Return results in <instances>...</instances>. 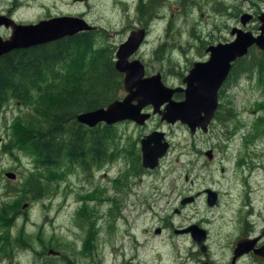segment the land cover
<instances>
[{"label": "rangeland", "instance_id": "rangeland-1", "mask_svg": "<svg viewBox=\"0 0 264 264\" xmlns=\"http://www.w3.org/2000/svg\"><path fill=\"white\" fill-rule=\"evenodd\" d=\"M4 10H11L18 22L81 13L77 15L98 25L115 45L114 62L118 45L144 23L148 35L134 56L144 62L146 74L159 71L166 84L184 86L182 79L193 62L208 58L210 43L229 40L232 26L258 33L256 15L264 11V0H0V13ZM244 12L254 17L242 25L239 16ZM8 34L0 25V35ZM103 37L98 34L96 44H103ZM251 48V53L260 51ZM249 56L237 60V70L248 64ZM257 74H236L232 67L206 132L197 129L192 134L185 123L161 120L157 113L143 125L116 123L118 155L113 161L90 169L73 165L63 176L49 173L44 195L33 201L24 200L17 190L32 159L18 147L15 156L3 149L7 134L21 129L15 118L32 112L33 105L11 97L0 109V246L11 232L13 247L20 249L14 264L43 261L34 250L49 243L61 247L74 264H201V258L227 264L234 241L245 233L244 224L256 233L264 230V83ZM183 96L175 92L173 97ZM152 129L165 132L168 153L157 167L134 170L135 161L141 164L140 140ZM8 170L16 172V178L6 176ZM205 188L221 192L222 201L210 206ZM188 195L194 200L182 203ZM167 211L168 231L163 228ZM194 222L209 230L207 253L190 234L175 232ZM158 225L160 233L155 232ZM21 243L25 246L20 248ZM7 262L2 257L0 264ZM236 264L264 262L243 254Z\"/></svg>", "mask_w": 264, "mask_h": 264}, {"label": "trees", "instance_id": "trees-1", "mask_svg": "<svg viewBox=\"0 0 264 264\" xmlns=\"http://www.w3.org/2000/svg\"><path fill=\"white\" fill-rule=\"evenodd\" d=\"M99 29L0 55V109L11 97L20 104L33 105L32 112L15 118L22 123L21 129H13L3 143L9 155L15 156L14 148L18 147L32 159V166L23 174L27 175L25 181L17 189L24 200H38L44 195L49 173L63 176L73 165L100 167L118 155L115 124L103 122L91 127L76 119L77 112L106 105L123 89L122 73L114 65L115 45ZM98 34L104 36L103 44H96ZM250 50L247 65L237 70L236 60L232 67L236 74L252 77L258 73L264 83V50ZM247 54L240 58L246 59ZM139 160L133 168L144 171ZM17 190L12 186V191ZM17 213L18 208L13 210L14 216ZM91 224L94 226V221Z\"/></svg>", "mask_w": 264, "mask_h": 264}, {"label": "water", "instance_id": "water-1", "mask_svg": "<svg viewBox=\"0 0 264 264\" xmlns=\"http://www.w3.org/2000/svg\"><path fill=\"white\" fill-rule=\"evenodd\" d=\"M251 17V13L244 12L240 16V22L245 24ZM257 17L261 21L259 33L254 34L250 29L233 26L230 30L232 39L209 44L206 47L209 57L206 60L193 62L192 67L182 79L185 86L167 85L159 71L144 75V64L138 57L130 58V56L139 49L146 30L143 27L132 29L115 51L114 65L123 72V87L126 94L105 106L78 112L76 119L89 126L100 121L110 124L123 119H132L141 124L151 114L149 111H143L142 108L151 104L152 113L157 112L161 119L168 122L179 120L188 126L191 133H194L197 128L206 131L218 108L219 90L230 72L232 61L247 53L254 44L264 50V12ZM0 25L11 29L9 36L0 35V55L14 48L38 45L81 30L97 28V25L89 23L84 17L71 14L21 23L0 13ZM176 91L183 92L184 98L174 99L173 94ZM161 105H164L163 108ZM140 141L143 166L155 167L169 146L164 131L154 129L145 134ZM206 153L209 157L211 156L210 150ZM5 174L10 178L16 176V173L11 170L6 171ZM205 190L207 202L212 205L217 199V192L212 188ZM192 199V196H186L181 199V202ZM176 231L190 232L200 248L203 250L206 248L204 244L206 230L196 223ZM256 239L240 237L235 243L233 255L228 264H235L237 258L249 250H252L258 258L264 259V244L255 246ZM202 264L210 263L203 261Z\"/></svg>", "mask_w": 264, "mask_h": 264}, {"label": "flooded vegetation", "instance_id": "flooded-vegetation-1", "mask_svg": "<svg viewBox=\"0 0 264 264\" xmlns=\"http://www.w3.org/2000/svg\"><path fill=\"white\" fill-rule=\"evenodd\" d=\"M82 1H86L87 2V0H82ZM5 11V10H4ZM1 12H3V11H1ZM6 15H10V16H12V11L11 10H6L5 12H4ZM73 14V15H76V14H81V13H77V12H63V13H61V14ZM259 14V13H258ZM52 15H60V14H52ZM51 14H48V15H46V16H44V17H41V18H39V19H37V20H30V21H25V20H22V21H20V22H25V23H27V22H36V21H38V20H40V19H42V18H48V17H51L52 16ZM257 16V15H256ZM14 19H15V17L14 16H12ZM254 17V14L252 13V18ZM16 21H17V19H15ZM260 26V25H259ZM5 27V26H4ZM141 27H144L145 29H146V36L148 35V26L147 25H144L143 24V26H141ZM6 29H7V32L8 33H10V28L9 27H5ZM259 32V31H258ZM4 36V35H3ZM146 36L144 37V42H145V40H146ZM228 39H224V40H222V41H227ZM144 42L142 43V45H141V47L139 48V50H141L142 49V46H143V44H144ZM138 50V51H139ZM142 61V60H141ZM142 63L144 64V62L142 61ZM149 74V73H148ZM174 86H177V85H174ZM124 94V93H123ZM122 94V95H123ZM175 94V93H174ZM174 94H173V96H174ZM121 95V96H122ZM163 106V105H162ZM146 108H149V109H152V105L151 104H149V105H146L145 107H144V109H146ZM152 111V110H151ZM156 114V113H155ZM155 114H152V115H155ZM151 115V116H152ZM159 115V114H158ZM150 116V117H151ZM160 117V116H159ZM146 133H144L143 134V136L145 135ZM165 138H166V140H167V142H168V138H167V136L165 135ZM141 144V143H140ZM168 153V147H167V150H166V153H165V155ZM146 169H148V168H146ZM193 197V200H194V198H195V196H192ZM222 199H223V194L221 193V192H219L218 191V193H217V199H216V201L213 203V205H218L219 203H220V201H222ZM192 200V201H193ZM210 205V204H209ZM211 206V205H210ZM175 211L177 212V211H179V209L178 208H175ZM199 225V224H198ZM163 228H167V231H168V211H167V216H166V218H165V221H164V226H163ZM204 228V227H203ZM161 229H162V226L161 225H158L157 226V228H155V232L156 233H160L161 232ZM205 230H206V237H205V239H204V243H206L207 242V239H208V236H209V230L207 229V228H204ZM242 229H244L245 230V233H243V234H240L237 238H236V240L234 241V246H235V243H236V241L240 238V237H249V238H257L256 239V242H255V246H259V245H261V244H264V230H261V232H259V233H256V232H253V228L252 227H249V225H246V224H244V226L242 227ZM184 233H187V234H189V232H184ZM14 238V236L12 235V233L11 232H9L8 233V239H7V241L5 242V244L3 245V246H0V262L2 261V257H3V259H5L6 261L8 260V264H14V258L17 256V250L19 249V247H17L16 249L13 247V244H14V242H13V239ZM23 239V238H22ZM21 242V241H20ZM166 242L168 243V235L166 236ZM23 245H24V243H21V246H20V248L21 247H23ZM168 245V244H167ZM25 246V245H24ZM57 247V248H56ZM205 249L203 250V249H201L202 251H204V252H206L207 253V249H208V245L206 244L205 245ZM27 248V247H26ZM25 248V249H26ZM59 248H61V247H59V246H56L55 244H51V243H49L48 245H45V246H43V248L40 250V251H37V250H34L35 252L34 253H36L39 257H44V260L43 261H38V260H36V258H34V260L35 261H33L32 262V264H34L35 262H39V263H41V264H63L62 263V260H63V262H64V264H74V261L68 256V255H64L63 256V254H62V251L61 250H59ZM3 249H5V251H3ZM233 249H234V247H233ZM20 250V249H19ZM233 251V250H232ZM20 252V251H19ZM206 253L204 254V255H206ZM43 254H45L44 256H43ZM233 254V253H232ZM243 254H252L257 260H260L261 262H264V259H261V258H258L253 252H252V250H249V251H246V252H244V253H242L239 257H242V255ZM239 257H238V259H239ZM204 259H208V258H201V262L204 260ZM237 259V260H238ZM9 260H10V262H9ZM230 260H231V258H230ZM230 260H229V262H230ZM237 260H236V262H235V264L237 263ZM208 262H210V264H214L212 261H209V259L207 260ZM76 263V262H75ZM226 264V263H225Z\"/></svg>", "mask_w": 264, "mask_h": 264}]
</instances>
